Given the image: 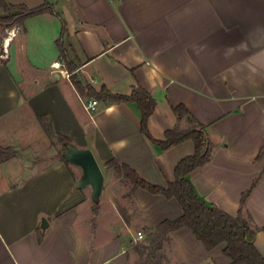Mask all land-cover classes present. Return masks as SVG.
I'll use <instances>...</instances> for the list:
<instances>
[{"label": "crops", "instance_id": "0c3cea01", "mask_svg": "<svg viewBox=\"0 0 264 264\" xmlns=\"http://www.w3.org/2000/svg\"><path fill=\"white\" fill-rule=\"evenodd\" d=\"M4 1L27 9L49 3L55 14L25 20L0 59V148L12 153L0 161V264H132L136 233L182 214L175 199L133 189L106 164L115 160L165 187L193 143L166 150L150 143L132 102L93 98L89 115L81 98L92 97L51 68L58 62L68 72L61 50L76 80L96 93L147 91L155 140L175 126L179 105L205 127L211 157L187 180L201 201L231 217L256 180L243 212L264 258V0ZM179 125L189 126L185 118ZM66 144L89 150L99 165L96 203L91 188L78 185L81 170L58 157ZM169 238L174 264H230L224 245L207 251L187 228Z\"/></svg>", "mask_w": 264, "mask_h": 264}, {"label": "trees", "instance_id": "16d2710c", "mask_svg": "<svg viewBox=\"0 0 264 264\" xmlns=\"http://www.w3.org/2000/svg\"><path fill=\"white\" fill-rule=\"evenodd\" d=\"M0 9L5 13L0 15V27L23 26L25 20L42 14H55L53 7L45 3L35 9H27L23 5H8L0 0ZM64 24L62 23V32ZM59 42L57 41V44ZM64 55L69 78L75 89L81 96L94 99H103L111 103H135L140 114V132L153 145L161 150L190 141L194 145L193 155L180 160L174 169V180L165 187L154 186L143 181L132 169L126 165H120L115 160L109 161L106 166L113 169L117 176L129 182L133 189L141 188L153 195H161L165 199H175L181 208L179 218L165 220L153 228L154 233L150 236L151 243L161 245V240L171 232L187 228L193 236L203 244L207 251L224 245L222 253L230 259V264H264V258L253 245L255 230L251 228L249 219L243 212V203L250 190L255 185L254 180L249 188L242 194L240 206L236 217H231L214 205H207L201 201L195 193L193 186L188 182L187 176L197 168L204 166L211 157L207 132L203 125L199 124L182 106L173 108L177 116L175 126L164 133L163 140H155L149 133L147 122L155 110V101L151 95L141 87L133 88L128 96H119L103 89L96 93L89 85L82 84L72 75L73 68ZM185 118L188 128L181 129L179 122ZM41 126L46 135L52 139L53 132L49 124L41 120ZM65 142V140L60 139ZM10 150L0 148V161L9 157ZM66 162V161H65ZM157 241V242H156Z\"/></svg>", "mask_w": 264, "mask_h": 264}, {"label": "rangeland", "instance_id": "374dc122", "mask_svg": "<svg viewBox=\"0 0 264 264\" xmlns=\"http://www.w3.org/2000/svg\"><path fill=\"white\" fill-rule=\"evenodd\" d=\"M4 14L5 13L0 9V15ZM15 29L17 32H21L20 26L18 25L0 27V53H2L5 39L8 38V33ZM62 152H65L64 148L60 149L58 152V157H61ZM82 185V183L79 184L80 187ZM92 201L93 203H96V200L92 199ZM115 219L117 222L119 221L116 215ZM140 232L142 233V238L137 240L134 238L130 243V250L133 260L132 264H174L170 259L173 250L170 248L171 244L169 234L160 241L161 245L158 246L157 243H151L150 240V236L154 233L153 228H147L145 232Z\"/></svg>", "mask_w": 264, "mask_h": 264}, {"label": "water", "instance_id": "95a60500", "mask_svg": "<svg viewBox=\"0 0 264 264\" xmlns=\"http://www.w3.org/2000/svg\"><path fill=\"white\" fill-rule=\"evenodd\" d=\"M61 157L67 163L79 168L82 172V178L78 185L81 187L89 186L92 191V199L98 201L103 189V174L96 160L89 150H79L73 146L66 144L65 152L61 153ZM29 172L25 171L24 175ZM45 220L42 221V227H46Z\"/></svg>", "mask_w": 264, "mask_h": 264}, {"label": "built area", "instance_id": "2783aa9c", "mask_svg": "<svg viewBox=\"0 0 264 264\" xmlns=\"http://www.w3.org/2000/svg\"><path fill=\"white\" fill-rule=\"evenodd\" d=\"M17 33V30H12L8 33V38L7 39H13L15 37ZM8 44H5L3 45V50H2V53H0V59H7L8 58ZM51 68L52 70L55 72V74L57 76H60V77H63V78H69L70 74L65 70L63 69V67L61 66L60 63L58 62H55L53 64H51ZM82 100V104H83V108L84 110L89 114L91 115L92 112H93V109L95 107V105L97 104V102L92 98V99H86V98H81ZM142 238V233L141 232H137L136 233V237H135V240L137 239H141Z\"/></svg>", "mask_w": 264, "mask_h": 264}, {"label": "bare ground", "instance_id": "6f19581e", "mask_svg": "<svg viewBox=\"0 0 264 264\" xmlns=\"http://www.w3.org/2000/svg\"><path fill=\"white\" fill-rule=\"evenodd\" d=\"M6 40L10 42V40H12V39H10V40H8V39H5V44H6Z\"/></svg>", "mask_w": 264, "mask_h": 264}]
</instances>
